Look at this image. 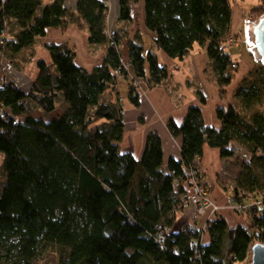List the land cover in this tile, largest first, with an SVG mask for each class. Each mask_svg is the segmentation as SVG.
I'll return each mask as SVG.
<instances>
[{
    "label": "trees",
    "instance_id": "16d2710c",
    "mask_svg": "<svg viewBox=\"0 0 264 264\" xmlns=\"http://www.w3.org/2000/svg\"><path fill=\"white\" fill-rule=\"evenodd\" d=\"M66 2L0 0V29L13 25L0 51L11 62L35 47L49 28L64 30L72 23L86 27L89 44L107 52L103 63L88 71L74 65L72 49L56 47L73 64L69 75L57 62L39 60L26 95L12 82L0 87V152L5 155L0 167V264H29L52 244L64 250L59 264H251L252 247L264 243V214L245 217L246 224L237 227L216 217L206 230L177 221L192 180L203 183L198 163L206 145L220 149L222 158L236 156L237 145L249 154L229 196L240 200L245 193L264 192V113L252 104L260 86L239 90L240 109L219 107V126L206 124L198 106L189 108L182 124L170 119L168 127L183 138V147L181 157H172L167 168L157 132L149 135L138 160L121 147L123 99L118 93L112 102L106 95L120 76L138 106V79L152 89L170 78L169 66L146 50L140 31L130 36L133 6L140 0H120L112 32L106 0H77L75 11ZM144 6L158 50L184 60L199 44L223 89L235 64L226 48L231 0H145ZM251 14L264 17V0ZM48 48L54 51V45ZM35 110L63 112L45 121L33 115Z\"/></svg>",
    "mask_w": 264,
    "mask_h": 264
},
{
    "label": "crops",
    "instance_id": "0c3cea01",
    "mask_svg": "<svg viewBox=\"0 0 264 264\" xmlns=\"http://www.w3.org/2000/svg\"><path fill=\"white\" fill-rule=\"evenodd\" d=\"M50 1V0H49ZM242 1V2H241ZM259 0H231L233 6V20H232V27L231 29L242 30L245 32V36H247V23L249 22V15L251 10L253 9V5H256ZM48 2V1H47ZM46 2V3H47ZM120 3V0H119ZM66 5L69 9L73 11L76 10L77 7V0H67ZM120 8V5L118 6ZM118 8V10H119ZM68 35L63 37V41L59 43H54V51L50 50V61L57 62L63 70H65V75H69L70 71L72 70V65L69 60L61 54V51L55 49L56 47L60 46H67L69 49L73 48L69 45L70 39H75L76 37H72L71 34L75 35L76 29L73 26H68ZM49 30V29H48ZM62 29L54 28V34L58 33L61 35ZM50 32L47 31V34ZM74 32V33H73ZM78 33V32H77ZM151 33V32H150ZM83 37V43L85 44L81 46V43H78L77 49L73 50L75 52V59L74 65L77 67L84 68L88 71H92L95 67L100 66L104 58L107 55L106 51H98L95 46H91L88 41V34L87 31L85 34H80ZM47 36V35H46ZM69 36V37H68ZM152 36V33H151ZM244 36V37H245ZM153 38V37H152ZM45 40V39H44ZM67 44H66V43ZM79 46H81L84 50L85 48L92 49L96 51V55H88L87 62L80 63L78 60L80 50ZM196 55H191L190 53L186 56L184 60H181L182 67H179V63L175 61V59L169 58L165 53H161L157 51L158 56L162 57V62L166 63L169 68L173 67L176 70L182 69L186 70L188 73V77L197 78L202 86L203 90H199L203 95L205 94L206 102L205 104H201L198 99L194 101H187L186 103H182L180 107H177L174 104V101L171 99V94L165 87H155V88H143L141 85L138 88V93L140 94V105H134L129 99V92H128V100L125 101L123 95L121 94L119 84L116 85L115 89H110L107 93H112L114 97L108 101L115 102L117 100V94L119 93L121 98L123 99L124 104V121L126 124V129L124 133V139L121 143L122 150L124 152L132 153L136 159L140 160L145 152L147 146V139L149 135L153 132H157L163 142V151H164V168L168 167L169 160L174 158H180L182 154V147H183V138L181 136L177 137L170 131L168 127V121L170 119H174L178 124H182L189 108L192 106H198L202 110V115L204 121L208 125L219 126L220 120L217 116V109L221 106H224V100L226 99L229 101V105H233L238 109L241 108L242 101L239 98L236 91L242 88L258 87V83L252 84L246 82V75L247 73L240 74L247 64H250L249 71L253 69L252 63L245 60V66H241L242 69L236 71V73L232 74V77L229 78L226 82V85L223 89L219 86L216 79L213 80L210 73V67L212 68V62L210 61L206 50L203 47H199ZM46 49V47H45ZM248 50H251V47L248 46ZM54 52V53H53ZM241 51L240 49L234 48L230 50V55L233 59L234 63L240 61ZM41 54V53H40ZM97 57V59H93ZM46 57H39V60H47ZM244 60V58H242ZM50 63V62H48ZM202 66V67H201ZM38 69V68H37ZM248 71V70H247ZM264 71V70H263ZM38 74V73H37ZM37 76V75H36ZM179 76V73L177 74ZM264 77V74L262 75ZM245 79V81H243ZM33 82V81H32ZM32 82L29 86V89L32 85ZM198 82V84H199ZM238 82V84H237ZM199 84V85H200ZM245 84V86L243 85ZM16 86V85H15ZM260 86V85H259ZM17 87V86H16ZM21 95H26L29 91L24 92L20 87H17ZM129 90V89H128ZM223 90V91H222ZM223 98V99H222ZM235 98V99H233ZM235 100V101H234ZM235 102V103H234ZM226 107V106H225ZM258 111H261L260 108L255 107ZM60 115V114H59ZM220 152L217 149H212L209 146L204 147V155L200 160L199 168L201 169L203 175L205 176L203 179V183L209 185L211 189V196L213 200L221 206V209L216 217H223L227 220L230 227H237L239 225H243L242 223L245 222V217L243 215H239L235 217V213L232 210V207L229 206L228 197L230 194V187H233V183L235 182V177H232L230 174L231 166L230 160L232 158H222L220 156ZM224 165V167H223ZM205 171L208 173L205 174ZM219 176H216V175ZM223 175V177L221 176ZM232 179H231V177ZM238 175V173H237ZM213 177L212 181H210L209 177ZM237 177V176H236ZM226 180V181H225ZM228 180V181H227ZM218 181L219 184L216 182ZM225 182V184H224ZM191 190V187H190ZM179 224H189L192 226H197L199 228L203 227L205 224V218L198 216L195 213V209L192 205L182 209L178 215ZM204 242L209 241V235L207 233L204 234Z\"/></svg>",
    "mask_w": 264,
    "mask_h": 264
},
{
    "label": "rangeland",
    "instance_id": "374dc122",
    "mask_svg": "<svg viewBox=\"0 0 264 264\" xmlns=\"http://www.w3.org/2000/svg\"><path fill=\"white\" fill-rule=\"evenodd\" d=\"M47 1L52 2L54 0H50V1L44 0L45 3ZM106 1L108 3V6H109L108 25H109V30L112 32L118 26L117 24H118V20H119V10H118L119 0H106ZM144 4H145V0H140V2L138 4L133 6V10H132L133 21H132L130 28H129L130 36H134V34L137 30L140 31L142 38L144 40V45L146 47V50L152 51L154 53H158L157 51H160V55H161V53H164V52L161 50H158L157 46L153 42V38H152L153 36H151V33L147 28L146 21H145V6H144ZM258 4H259V1L256 5H258ZM256 5H253V6H256ZM70 10L73 11L72 9H70ZM252 16L253 15L250 12V15H249L250 20L247 23V30H246L248 35L245 36V32L240 30V29L239 30L231 29V34L227 38L226 46H227V42H228V46L230 47V49L228 48V50H232L234 48H237V49H240V51H241V53L239 55L240 57L242 56L239 59L240 61H238L236 63V67L234 65L231 66L232 67L231 68L232 74H234V73H236V71L242 69L241 66L242 67L245 66V63H244L245 60L252 63L253 69L251 71H249V68H248V66L250 67V64H247L245 69L242 72H240V74L248 72V75H246V77H245V79H246L245 84L251 83V82H252V84H255L258 82L260 83V84H258V86L260 85V88H261L259 90V93H260L259 99L255 100L252 104L257 106V108H260L261 112L264 113V77L262 76L264 74V71H263L264 70V63L260 58L257 57V55L255 54V52L253 51L252 48H251V50H248V46H250V47L255 46V43L252 41V39L250 37V33L254 27L255 21L257 19H259L258 17H252ZM71 26H73V28L76 29V31L78 33L85 34V32L87 31V34L89 35V30H87L86 27L83 28L80 26H76L74 23H72ZM12 28H13L12 24L9 25L6 23L3 27V29H0L1 30L0 36L3 39L5 37H10ZM130 29H132V30H130ZM49 30H50V32L47 34V36L39 38L35 47L29 49L28 52H26L23 57L15 58V59L13 58L12 67L7 68L4 71V74L7 75L8 82H12L17 87H20L24 92H27L26 90L29 89L31 82L34 81V79L36 78V75L38 73L37 59L39 57H45V58L47 57L48 62L52 63L50 61V58H49L50 49L48 47L50 45H54V43L62 42L64 40L63 37L65 35L66 36L68 35V29H64V30L62 29L61 35L58 33L54 34V28H49ZM77 32H75V35L71 34L72 37L73 36L76 37L75 39L68 40L69 45L73 48V50L77 49L78 43H81L83 41V37L80 36ZM230 38L234 39L233 44L229 40ZM82 43L80 44L81 46L85 45ZM81 46H79L80 54H79L78 60L80 63L83 64V63L87 62L88 55L93 56V55H96L97 52L92 50L94 48H92V49L85 48V50H84ZM45 47H46V49H45ZM199 47H200L199 44H195L194 48L190 52L189 57H191V55H196L197 54L196 52L198 51V49H200ZM97 50L101 51V52H102V50L105 51L102 48H97ZM6 57L0 51V64L4 63L6 66L7 62L12 61V60L6 59ZM7 58H9V57H7ZM242 58H244V60ZM93 59H97V57H95ZM160 59L162 60L161 56H160ZM124 61L126 62V64L129 63L128 55L126 53V47H124ZM175 61L177 63H179V67H182L181 60L178 59ZM209 69L211 71L210 75H211L212 79L213 80L217 79L216 73L213 69V65H212V68L210 67ZM178 73H179V76H177ZM187 75H188V73L186 72V70H182V69L176 70L173 67H171L170 68V78L166 81L165 84H163V87H165L167 89V91L170 92V94L172 96L171 99H172V101H174V104L177 107H180L182 103H186L187 101H194L196 99H198L201 104H205L206 101L203 102L200 95H199V93H200L199 90H203L199 80L197 78L188 77ZM245 79L243 81H245ZM260 79H261V81H260ZM198 82L200 85L198 84ZM117 84H119L121 94L123 95L125 101H127L128 100L127 99L128 98V92H129L127 82L123 78H119ZM237 84H238V82H237ZM245 84H243V85L245 86ZM135 85H137V87H140V85H141L143 88H146V89H147V87L149 88L148 84L144 80L140 81L138 79V83H136ZM158 87H162V86H158ZM236 94H238V91H236ZM113 97H114V95H112L111 92L107 93V95H106L107 100H110ZM204 97H205V94H204ZM233 99H235V98H233ZM223 100L225 103L224 106H226V107L231 106V105H229V101H227L226 99H223ZM62 112H63V110L62 111L60 110V111H57V112L52 113V114H47L41 110H35L33 112V115L37 118L44 119L45 121H49L52 118H54L55 116L61 114ZM207 146H209V145H207ZM210 148H212V147H210ZM212 149H217L220 152V149H218V148H212ZM236 149H237V155L234 156L232 158V160H230V166H231L230 174L232 177H235V178L237 176V173H239V171L241 170L245 160L246 161L248 160L244 156L249 155L246 152V149L239 146V145L236 146ZM4 159H5L4 153L0 152V167H1V165L4 164ZM223 167H224V165H223ZM205 174L207 175L208 173L205 171ZM216 176H219V175L217 174ZM221 176L223 177V175H221ZM213 177H215V176H211V178L209 177L210 181H212ZM232 177H231V179H232ZM216 182L219 184L218 181H216ZM224 184H225V182H224ZM228 203H229V197H228ZM232 210L235 213V217H237L239 215H243V214L239 213L238 211H236L234 208H232ZM243 217H245V216L243 215ZM246 220H247V218H245V222L242 223L243 225L246 224V222H247ZM63 253H64V250L60 246L54 245V244L48 245L46 248L42 249L40 254L34 260H32L29 264H59L60 256Z\"/></svg>",
    "mask_w": 264,
    "mask_h": 264
},
{
    "label": "built area",
    "instance_id": "2783aa9c",
    "mask_svg": "<svg viewBox=\"0 0 264 264\" xmlns=\"http://www.w3.org/2000/svg\"><path fill=\"white\" fill-rule=\"evenodd\" d=\"M229 40L233 44L234 39L230 38ZM3 43V38L0 36V44ZM226 48L227 50L228 48L230 49L228 42ZM12 64L11 61L7 62L6 66L4 63H1L2 70L0 71V87H3V85L7 83V75L4 74V71L7 68H11ZM233 65L236 67V63ZM116 74L120 75V72L116 71ZM118 78L121 77L118 76ZM3 109L4 104L0 102V112L3 111ZM240 197V200H238L235 197L229 196V206L243 214L245 217H250L252 219L264 214V192L255 191L252 193H245V195H240ZM183 205L185 206L184 208L192 205L195 209V213L198 216L205 218V224L203 225L205 230L209 227L210 222L216 218L221 209V206L213 200L209 187L196 179L192 180L191 190L185 196ZM161 235H163V233H161Z\"/></svg>",
    "mask_w": 264,
    "mask_h": 264
},
{
    "label": "water",
    "instance_id": "95a60500",
    "mask_svg": "<svg viewBox=\"0 0 264 264\" xmlns=\"http://www.w3.org/2000/svg\"><path fill=\"white\" fill-rule=\"evenodd\" d=\"M250 37L255 43V46L251 48L257 57H261V59L264 61V17L255 21L254 27L250 33ZM251 252V264H264V243H256L252 247Z\"/></svg>",
    "mask_w": 264,
    "mask_h": 264
}]
</instances>
